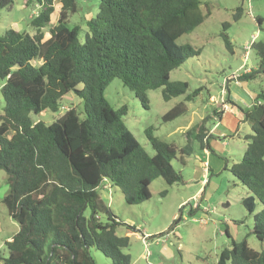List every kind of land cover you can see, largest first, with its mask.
Here are the masks:
<instances>
[{
    "label": "trees",
    "instance_id": "1",
    "mask_svg": "<svg viewBox=\"0 0 264 264\" xmlns=\"http://www.w3.org/2000/svg\"><path fill=\"white\" fill-rule=\"evenodd\" d=\"M30 2L39 6L30 18L34 34L12 28L0 34V169L8 183L2 202L19 225L5 243L8 255L2 258L3 264H95L91 247L112 264H130L129 254L122 251L129 238L115 234L116 217L100 198L99 185L107 182L121 191L127 204H140L150 198L149 184L155 178L168 185L182 182L171 160L179 155L183 163V156L192 153V140L201 150L211 151L210 134L206 117L185 132L182 147L147 129L154 150L148 155L122 122L126 106L112 107L104 91L118 78L145 108L149 89L161 88L164 100L184 95L188 84L169 81V73L199 54L176 40L203 21L201 3L98 0L95 14L82 16L86 30L80 41L81 26L68 23L79 10L77 0H57L58 7L55 0H25ZM12 3L0 0V10ZM222 37L228 44L227 36ZM250 47L264 69V42H252ZM254 72L238 75L237 80L248 79ZM68 91L81 99L82 117L69 108L48 124L32 120L31 114L56 111ZM194 94H186L184 100ZM263 99L264 92L258 93L245 108L226 100L237 107L252 131L230 172L250 192L240 203L253 214V233L260 241H264ZM185 109L180 101L162 120H172ZM213 114L220 118L222 110L214 109ZM255 200L261 209L254 213ZM100 215L106 220L101 221ZM228 262L264 264V249H252L245 239L232 240L217 259V264Z\"/></svg>",
    "mask_w": 264,
    "mask_h": 264
},
{
    "label": "rangeland",
    "instance_id": "2",
    "mask_svg": "<svg viewBox=\"0 0 264 264\" xmlns=\"http://www.w3.org/2000/svg\"><path fill=\"white\" fill-rule=\"evenodd\" d=\"M199 1L203 21L176 40L179 45H191L199 54L187 58L169 73V81L188 84L184 95L164 100L161 88L149 89L145 108L118 78L104 91L112 107L126 106L122 122L148 155H153L154 150L147 140V129L177 147L186 143L185 132L202 118H207L205 125L210 130L211 151L204 152L192 140V153L183 156V163L179 155L171 160L173 168L181 173L182 182L168 185L161 177L155 178L149 184L150 198L140 204H127L115 186L108 188L105 182L99 185L100 198L116 217L115 234L129 238V245L122 251L129 254L130 264H217L220 252L229 249L232 240L245 239L252 249H264V241L253 233V214L240 203L250 192L230 172L231 165L241 158L248 141L246 136L252 131L237 108L233 113L225 111L221 118L213 114L214 109L221 110L228 97L245 108L256 94L264 92V69L259 68V57L250 47L252 42H264V0ZM77 4L79 10L70 15L68 23L81 26L82 41L86 30L82 16L94 15L98 0H77ZM38 9L35 2L13 0L10 7L0 10V34L12 28L33 35L30 18ZM47 30L43 29L44 38L48 36ZM222 35L227 36L228 44ZM251 69L255 71L252 77L237 80L238 75ZM2 84L0 80V87ZM193 93L190 100H184L186 94ZM180 101L184 102L185 111L163 121V114ZM2 107L0 94V114ZM69 108L83 116L82 101L73 91L62 95L56 111L31 114V118L48 124ZM7 191L6 174L0 169V264L8 255L6 241L19 229L2 202ZM260 209L261 204L255 200L254 213ZM88 212L87 209L85 213ZM100 217L101 221L106 220L104 215ZM89 254L95 264H112L94 247L89 248Z\"/></svg>",
    "mask_w": 264,
    "mask_h": 264
},
{
    "label": "crops",
    "instance_id": "3",
    "mask_svg": "<svg viewBox=\"0 0 264 264\" xmlns=\"http://www.w3.org/2000/svg\"><path fill=\"white\" fill-rule=\"evenodd\" d=\"M247 71H249V70H246L245 72H247ZM228 89V88H227ZM228 99L229 100H234V99H231L230 97H228ZM232 102H234V101H232ZM237 107L236 106H234V105H232L231 103H224L223 105H222V108H221V110H222V114H221V117L223 116V114H224V112L225 111H229V112H231V113H233V110L234 109H236ZM240 112V111H239ZM241 113V112H240ZM240 115H242V113L240 114ZM220 117V118H221ZM210 131V130H209ZM204 152H207V150H203ZM106 183V185L105 186H107V187H111L107 182H105Z\"/></svg>",
    "mask_w": 264,
    "mask_h": 264
}]
</instances>
